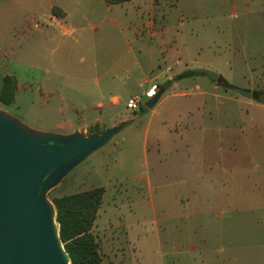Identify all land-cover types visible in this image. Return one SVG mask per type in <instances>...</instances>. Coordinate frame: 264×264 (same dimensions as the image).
Instances as JSON below:
<instances>
[{
  "label": "rangeland",
  "instance_id": "1",
  "mask_svg": "<svg viewBox=\"0 0 264 264\" xmlns=\"http://www.w3.org/2000/svg\"><path fill=\"white\" fill-rule=\"evenodd\" d=\"M55 6L68 10L67 34L50 22L52 11L63 15ZM158 18L166 57L154 49L146 58L157 37L141 36L139 26ZM168 67L174 73L205 69L250 93L243 96L217 77L182 81L187 95L175 101L186 104L182 111L191 110L193 125L180 135L177 156L165 157L159 171L152 160L156 124L149 130L152 109L145 105L151 86L156 94L171 88L163 74L158 83L144 80ZM112 74L134 88L114 91L115 98L95 110L85 108L86 84ZM5 75L15 77L17 89L14 102L0 103V110L33 130L86 136L122 126L47 193L51 201L104 189L92 230L104 264H264V219L253 211L264 207L257 200L264 194V107L253 104L264 98V0H133L114 6L103 0H0V87ZM207 85L210 95L201 96ZM134 96L141 97V110L126 108ZM159 144L163 150L166 140ZM203 147L208 154L199 152ZM170 163L178 164L177 175ZM206 164L212 168L208 187L195 181ZM232 166L242 169L234 177L244 186L227 185ZM192 193L199 201L187 207Z\"/></svg>",
  "mask_w": 264,
  "mask_h": 264
},
{
  "label": "water",
  "instance_id": "2",
  "mask_svg": "<svg viewBox=\"0 0 264 264\" xmlns=\"http://www.w3.org/2000/svg\"><path fill=\"white\" fill-rule=\"evenodd\" d=\"M121 128L86 136L40 132L0 110V264H70L47 193Z\"/></svg>",
  "mask_w": 264,
  "mask_h": 264
},
{
  "label": "crops",
  "instance_id": "3",
  "mask_svg": "<svg viewBox=\"0 0 264 264\" xmlns=\"http://www.w3.org/2000/svg\"><path fill=\"white\" fill-rule=\"evenodd\" d=\"M55 7L59 8L63 12L62 13L63 15L61 17H56V16L51 15L50 22L53 23L55 28H57V30L61 34H63V35L67 34V33H69V28H70L69 25L67 26V24L65 23L66 19L69 17L68 10L64 7H59V6H55ZM52 8L53 7H51V9ZM163 28H164L163 22L160 21L159 18L156 21L151 19L148 21H143L140 24L139 29H144L145 31L142 35L138 31L139 35H141V36L146 35L149 39L157 37V41L154 43V46L153 45L151 46V48H150L151 52H149V54L146 55V58H151L152 57V50L155 49L158 51V52H156V51L155 52L163 55L162 57H164V59H165L166 55H164V53L166 51L163 50L162 47L158 43V40H160L161 42L164 43V39L162 37H158V35L162 33ZM180 58L181 57H179V59L174 62V65H178L181 63ZM112 70H114V69H112ZM150 70H151L150 71L151 74H153L155 72L154 69H150ZM185 70H194V69L188 68ZM185 70H183V71H185ZM183 71H181V72H183ZM181 72L174 73L172 71V69H170L168 67V68H166L164 73L161 72V74H159V75L157 74L154 77V79H145L144 80L145 85H151L153 82L156 83L157 80H160V78H162V74H163V76H164L162 79L163 83L165 81H172L167 86L168 88L169 87L171 88L170 92L165 93L166 89H165V92L163 89L160 90V91H163L164 93H162L159 100L157 101V103L152 108L151 112L149 113V120L147 123L149 130H150V128H152V125L154 123L156 124L155 129H154V137H155V142L157 143V146H156V151L152 155V160L154 161V163H153L154 165L157 164L159 166V168H158L159 171L161 170L160 166H161L162 161L165 157L169 156L170 154L177 156V153L180 150V140H181L180 135L184 134V133L186 134L190 130V127L193 125V121H194V118L192 116V112L190 109H187L184 111L181 110V107L186 106V104L183 103L182 101L176 102L178 98H182V97H185L187 95L185 93V91H183V89L186 87V85H183V87H181L182 86L181 82L184 80H189V79L195 81L194 78H187V79H182L179 81H173V78ZM224 82H226V81H224ZM159 84H161V83H159ZM196 84H198V83H196ZM195 86L198 90L201 89V87H202L200 84L195 85ZM212 86H213L214 90L217 89V86L211 84V87ZM133 88H134L133 85L127 83L126 81L121 80L118 76H116V75L114 76L113 74H112V76H110L109 78H107L105 80H102V78L99 77L98 81H95L92 84V86L89 87V85L86 84L85 90H83L84 91L83 97L85 98L84 100L88 101V103L85 104L83 102L82 106H84V104H85L86 105L85 108H90L92 110H95L98 106L106 105V100L108 98H109V100H112L113 98H115V96H112L114 91H117V90H122V91L128 90L129 91V90H132ZM206 88L207 89H204L206 91H203L201 96H205V95H208L209 93H211L208 90L209 85H207ZM253 104L255 106L264 107V104H261V103L258 104L256 102H253ZM201 106H202L201 107L202 108L201 113H205L206 112L205 108H207L205 105V102H202ZM157 107H160L159 110H157ZM187 107H189V106H187ZM155 118H156V120L154 121ZM202 118H204L206 122H208L209 120L212 119V118H208V117H204V116H202ZM229 119H231V118H229ZM227 132L230 133L231 131L227 130ZM163 139L166 140V146L163 150H161V149H158V147H160L159 142ZM199 152H201L202 155L208 154L209 148L203 147L199 150ZM176 160H177V158H176ZM178 167L179 166L177 163L173 164V165H171V163L169 164V168H171L173 170L175 175H177V172H178L177 168ZM229 168H230L229 170H230L231 174L228 175L227 179H229L228 181H230L231 183H227V185L235 186V187L236 186H241V187L244 186L245 182L243 183V180L240 183L237 180L235 181L236 178L234 177V174L237 175V173L239 171H241L242 169H239L238 166H236V167L232 166ZM203 173L204 174H202L201 177H197L195 179V181L196 182L200 181V182H202L203 185H206V187H208L209 183L210 184L212 183V168L208 164H206L203 168ZM173 177H175V176H173ZM262 179H264V172L261 174L260 180H262ZM146 181H147L146 187L149 188L151 185L150 184L151 179H147ZM186 184H189V182L186 181ZM151 192H152V189H149V193H151ZM191 198L194 200L191 201ZM199 198L200 197L199 196L197 197L195 195V193H192V195H189L188 198H186L187 207H189L191 204L199 201V200H197ZM257 200L260 203L261 202L264 203V194H261L257 198ZM184 202L185 201H182V204H184ZM183 208L184 207H182V209ZM253 211L258 212L259 213L258 215L261 214V218L264 219V207L254 209ZM94 226H95V224H94ZM193 250L194 249L186 251V255H190L191 252H193ZM186 257H188V256H186ZM187 259H189V258H187ZM189 262L190 261L185 262V264H191ZM102 264H104L103 260H102ZM182 264H184L183 261H182Z\"/></svg>",
  "mask_w": 264,
  "mask_h": 264
},
{
  "label": "trees",
  "instance_id": "4",
  "mask_svg": "<svg viewBox=\"0 0 264 264\" xmlns=\"http://www.w3.org/2000/svg\"><path fill=\"white\" fill-rule=\"evenodd\" d=\"M103 1L108 6H114L133 0ZM52 15L56 16L53 11ZM195 77H207L212 81L217 77L218 80H222L220 76H216L207 70H185L176 75L173 81ZM171 82L167 81L165 86H168ZM224 84L229 89L240 91L243 96L248 97L250 93L249 89L241 90L228 85L226 82ZM16 89L17 80L15 77L10 75L3 76L0 87V103L11 105L15 100ZM257 102L264 104V98L258 99ZM92 133L101 134L95 131ZM103 194L104 189L98 187L83 192L55 197L51 200L56 209L59 237L65 251L70 257V264H102L99 245L92 230L102 203Z\"/></svg>",
  "mask_w": 264,
  "mask_h": 264
},
{
  "label": "built area",
  "instance_id": "5",
  "mask_svg": "<svg viewBox=\"0 0 264 264\" xmlns=\"http://www.w3.org/2000/svg\"><path fill=\"white\" fill-rule=\"evenodd\" d=\"M156 90H157V86L153 85L151 86V88L148 90V97H154L156 95ZM141 97L139 96H134L131 97L127 100L126 102V108L129 109L130 111H136L141 107Z\"/></svg>",
  "mask_w": 264,
  "mask_h": 264
}]
</instances>
